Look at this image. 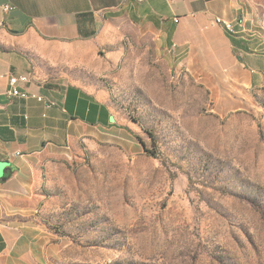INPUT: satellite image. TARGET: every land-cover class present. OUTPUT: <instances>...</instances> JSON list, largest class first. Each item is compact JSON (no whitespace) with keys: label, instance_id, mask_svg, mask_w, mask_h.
Returning a JSON list of instances; mask_svg holds the SVG:
<instances>
[{"label":"rangeland","instance_id":"374dc122","mask_svg":"<svg viewBox=\"0 0 264 264\" xmlns=\"http://www.w3.org/2000/svg\"><path fill=\"white\" fill-rule=\"evenodd\" d=\"M103 35L73 76L123 129L39 155L10 217L41 264H264V74L195 80L152 32Z\"/></svg>","mask_w":264,"mask_h":264},{"label":"crops","instance_id":"0c3cea01","mask_svg":"<svg viewBox=\"0 0 264 264\" xmlns=\"http://www.w3.org/2000/svg\"><path fill=\"white\" fill-rule=\"evenodd\" d=\"M258 0H0V264H41L43 230L12 219L47 150L95 131H122L112 108L75 82L113 20L152 32L195 80L264 74ZM219 20V21H218ZM226 23L231 25L227 28ZM26 98L7 93L11 74ZM251 75V74H250ZM43 97L42 101L35 96Z\"/></svg>","mask_w":264,"mask_h":264},{"label":"built area","instance_id":"2783aa9c","mask_svg":"<svg viewBox=\"0 0 264 264\" xmlns=\"http://www.w3.org/2000/svg\"><path fill=\"white\" fill-rule=\"evenodd\" d=\"M219 21V20H218ZM227 28H231L229 23L225 22ZM29 74H11L9 76V87L7 89V93L10 96H18L26 98L29 96L28 92L20 89V84H25L30 82ZM37 100L42 101L43 97L40 95L35 96Z\"/></svg>","mask_w":264,"mask_h":264},{"label":"water","instance_id":"95a60500","mask_svg":"<svg viewBox=\"0 0 264 264\" xmlns=\"http://www.w3.org/2000/svg\"><path fill=\"white\" fill-rule=\"evenodd\" d=\"M7 165L6 161H0V174L2 173L1 170L4 168V166Z\"/></svg>","mask_w":264,"mask_h":264},{"label":"trees","instance_id":"16d2710c","mask_svg":"<svg viewBox=\"0 0 264 264\" xmlns=\"http://www.w3.org/2000/svg\"><path fill=\"white\" fill-rule=\"evenodd\" d=\"M139 142L141 143V145L144 147V143L141 141L140 138H138Z\"/></svg>","mask_w":264,"mask_h":264}]
</instances>
